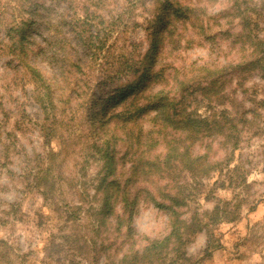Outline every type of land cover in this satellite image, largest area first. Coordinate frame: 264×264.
I'll list each match as a JSON object with an SVG mask.
<instances>
[{"label": "trees", "instance_id": "16d2710c", "mask_svg": "<svg viewBox=\"0 0 264 264\" xmlns=\"http://www.w3.org/2000/svg\"><path fill=\"white\" fill-rule=\"evenodd\" d=\"M44 1L0 0V29L9 38L7 44L0 40V54H10L8 64L16 74L19 75L22 66L30 73L32 97L42 108L40 130L47 143L51 144L62 124H66L60 134L62 143L73 136L72 125H67L69 118H83L92 131L91 147L102 161L93 193H89L87 185H78L77 177H73L76 181L73 192L84 199L83 203L90 197L91 204L85 212L96 218L92 230L97 238L85 237L83 245L87 250L99 243L97 255L101 250L106 254L115 248L109 255L111 264H164L169 254L174 258L178 253L181 254L178 258L185 256L182 250L191 232L208 226L205 216L182 218L181 208L189 196L185 192L190 185L187 179L200 180L222 170L224 161L212 155L213 144L220 143V148L235 146L240 132L238 122L243 121L241 128H244L255 119L253 109H238L236 89H226V82L231 83L226 80L228 74L239 77L240 71L264 72V40L258 36L252 38L253 31L247 28L255 18L242 7L244 0H235L236 16L243 14L241 31L248 33V40L252 39V51L241 61L216 65L212 71L206 65L201 66L206 74H200L203 79L196 85L185 69L183 74L180 67L168 61L169 55L184 46L178 22L183 25V31L188 32V27L195 30L198 26L205 29L203 21L198 25L193 22L192 15L196 12L193 4L182 0H149L150 7L138 11L137 6L145 5L148 0H125V8L113 12L110 19L92 14L97 11L90 4L103 6L104 0H83V15L71 10L74 5L69 0H52L54 4L65 1L67 9L41 14V9L48 8ZM140 27L146 32L144 51L138 47L142 42L130 40L126 35ZM45 33L48 43L42 45L37 37ZM207 34L206 37L213 34L210 26ZM119 40L121 45H117ZM52 44L57 51L50 56L48 47ZM75 45L79 49L76 52ZM42 58L54 66L50 77L46 78L35 64ZM11 81H17V76H12L10 81L6 77L9 88ZM202 81L208 83L202 86V96H208L210 103L222 105L221 110H212L209 117L187 107ZM3 106L0 100V107ZM97 129L104 133L103 138ZM197 146L204 151L197 150ZM49 154L53 157L55 152L51 150ZM53 172L49 166L35 174L46 202L55 201L62 191ZM141 202H152L170 217V232L163 238L146 237L145 245L135 239L131 224ZM219 205L216 203L204 215L218 220L221 218ZM65 213L66 219L75 222L74 217ZM109 225V235L102 236ZM122 236L125 239L117 241ZM82 248L77 249L80 256L85 254Z\"/></svg>", "mask_w": 264, "mask_h": 264}, {"label": "rangeland", "instance_id": "374dc122", "mask_svg": "<svg viewBox=\"0 0 264 264\" xmlns=\"http://www.w3.org/2000/svg\"><path fill=\"white\" fill-rule=\"evenodd\" d=\"M69 1L74 5L71 10L85 14L83 0ZM246 1L249 0H244L242 7L255 18L247 28L253 31L252 38L258 36L264 40V0ZM182 2L196 7L193 22L198 25L200 20L203 21L205 29L198 26L195 30L188 27V32L183 31V25L178 22L184 46L169 55L168 61L180 67L183 74L185 69L192 83L197 85L203 79L200 78L204 73L201 66L206 65L212 71L216 65L237 63L251 53L252 39L248 40V33L241 31L243 14L236 16L235 0ZM149 3L148 0L145 5H138V11L149 8ZM44 5L48 8L41 9V14H55L67 9L65 1L54 4L52 0H45ZM90 7L97 11L92 12L97 18L111 19L113 12L125 8V0H104L103 6L90 4ZM208 26L213 33L211 37H206L209 35ZM239 32L245 35L236 36ZM3 33L4 30L0 29V40L7 44L9 38ZM68 35L71 37V32ZM126 35L130 40L142 42L138 47L143 51L147 48L143 28L129 31ZM37 38L42 45L48 43L46 33ZM121 44L119 40L117 45ZM56 48L53 44L48 47L50 56L57 51ZM73 50L79 49L75 45ZM10 59V54H0V100L4 103L3 108L0 107V264H111L109 255L115 248L107 250L106 254L101 250L97 255L99 243L87 250L83 245L85 237H96L92 230L96 218L92 219L89 211L85 212L91 204L90 197L83 203L84 199L73 192L76 183L73 177H77L78 185H87L89 193H93L102 161L100 154L91 147L92 131L83 118L72 120L68 117L67 125H72L73 136L62 143L60 134L66 125L62 124L51 144L47 143L40 130L42 108L32 97L30 73L22 66L19 71L25 75L16 74L8 64ZM39 60L35 62L37 68L46 78L52 76V63L45 58ZM240 72L239 77L228 74L226 80L231 83L226 82V89H236L238 109H253L255 119L244 128H241L243 121L238 122L240 132L235 146L220 148V143L213 144L212 155L224 161L222 170L200 180L187 179L190 185L185 192L189 196L187 204L181 208L182 218L205 216L208 226L202 231L191 232L182 250L186 252L185 256L178 258L181 256L178 253L177 261L169 254L164 264H264V72ZM12 76H17V81H11L9 88L5 79L7 77L10 81ZM207 85V81H202L201 87H197L196 94L187 102L188 109L205 117H209L214 109H222V105L210 103L208 96H202V86ZM97 130L103 138L104 133ZM198 147L196 149L200 150ZM51 150L55 152L53 157L49 154ZM49 166H52L62 191L55 201L46 202L37 186L35 174L44 172ZM216 203L220 204L221 218L208 219L204 212L212 210ZM65 211L75 218V222L66 219ZM169 222L170 217L163 208L152 202H141L132 216L133 236L140 245H145L146 237L157 239L166 236L171 229ZM110 230L109 225L102 236H108ZM123 239L124 236L117 241ZM80 247L85 253L81 256L77 253Z\"/></svg>", "mask_w": 264, "mask_h": 264}]
</instances>
